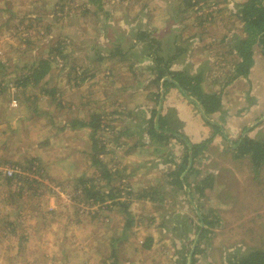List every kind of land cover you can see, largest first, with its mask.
I'll list each match as a JSON object with an SVG mask.
<instances>
[{
  "label": "rangeland",
  "instance_id": "374dc122",
  "mask_svg": "<svg viewBox=\"0 0 264 264\" xmlns=\"http://www.w3.org/2000/svg\"><path fill=\"white\" fill-rule=\"evenodd\" d=\"M55 1L67 7L58 9ZM184 1L0 0V264H229L232 254L264 247V165L256 172L245 156L235 167L236 182L214 174L213 164L209 176L202 168L199 179L189 173L192 185L217 186L200 195L196 191L191 200L181 176L173 173L180 164L173 162L175 168L169 165L167 171L157 165L185 157L187 147L174 155L159 143L175 136L147 132L154 91L161 90L163 79L153 81L149 58L142 57L133 70L128 58L108 57L113 35L129 40L144 29L161 37L178 35L187 48L172 68L201 75L205 91L225 88L230 106L246 109L248 123L239 114L224 115L237 129L235 140L247 132L260 137L264 100L254 109L252 100L240 99L249 82L230 85L240 58L232 42L247 36L238 5L247 0H200L176 14L180 4L186 8ZM38 5L48 15L39 13ZM49 23L52 27L45 29ZM199 34L205 37L194 39ZM24 37L32 40L28 47ZM63 41V61L39 86L24 84V73L38 56L53 57L51 44ZM256 52L264 56L260 46ZM256 71L264 72V61ZM44 87L58 90L52 97ZM95 108L106 110L107 126L94 131L73 123ZM226 151L228 158L235 156ZM97 152L103 167L95 161ZM204 156L197 159L198 167L207 163ZM9 170L28 178L8 180ZM109 170L122 197L94 202L79 187L81 179L93 178L95 189L105 192ZM144 190L149 194L138 197ZM118 199L126 203L114 205ZM198 201L204 209L215 208L219 218L201 237L206 224L193 207Z\"/></svg>",
  "mask_w": 264,
  "mask_h": 264
},
{
  "label": "trees",
  "instance_id": "16d2710c",
  "mask_svg": "<svg viewBox=\"0 0 264 264\" xmlns=\"http://www.w3.org/2000/svg\"><path fill=\"white\" fill-rule=\"evenodd\" d=\"M185 1L187 2V4ZM185 1L184 2L187 5L186 8H180V4L178 7H176V14H181L182 12L184 13V11H187L188 6H194L199 3L200 0ZM53 5L54 7H60L58 9H64L66 3L60 4L59 2L55 1ZM35 7H37V11L39 13L42 12L43 14L48 15L47 12H44L39 5ZM238 10L239 13H241L240 18L244 22V29L247 32V36H240L238 38H235V42H232V46H234V49L239 54L240 58L235 63V71L231 75L230 81H233L239 76L249 75L254 63L255 44L260 45L264 52V0H247L242 4V6L238 8ZM35 16L36 18H40L37 13ZM208 17V14H206V18ZM210 17L213 16L211 15ZM51 25L53 24H47L45 29L47 28L50 30ZM25 28L29 29L26 25ZM24 31L25 30L23 29L22 32ZM19 33L23 35L21 32ZM47 33L48 31H44L42 34L46 36ZM24 38L25 45L28 47L32 43V40L29 37ZM51 45L52 48L50 50V55H53V57L38 56V60L33 62V64L29 66V70L24 73V84L30 83L33 86H39L40 81H42L47 77V75L50 74L51 68L54 67L55 63L60 62V60L63 61L60 56L64 54L63 50L66 46L65 42H59L58 44L52 43ZM112 45L113 46L109 49L108 57L117 58L120 61L125 60L124 58H128L129 69L134 70L137 61H140L142 57L149 58L152 62L148 66V70L150 74H155L153 81L156 82L157 80L163 79L165 83H174L175 85L183 89L188 97H190L200 105L205 115L208 116L209 119H207L209 120V122H211L218 130H220L221 126L214 121H211L209 115H212L215 111H218L222 107V94L220 92H207L203 90V86L201 85V75H193L186 73V70H175L172 68L175 64V61L182 55L183 52H185L187 48L186 44H184L181 40L178 41V35L174 34L173 37H170L169 34L167 37H161L157 34H153L147 29H144L137 31L134 38L131 37L129 40H126L125 35L122 34L113 35ZM56 55H59V57H56ZM105 57H107V55H102L100 58ZM134 73L137 74L136 72ZM43 90L46 92V94H50L53 97L54 95L52 94H55L58 88L53 87L47 91V88L44 87ZM155 94H157V99L159 102L162 98L161 90H158L157 92H155ZM94 101L93 103H95ZM141 111L143 112V110ZM152 111V116L149 119L150 126L147 132H149L152 136L156 135L162 136L165 139H167V137L169 138V134L166 133L167 127L165 125V119L162 115H160V112H158L157 109H153ZM73 123L81 126H90L94 131H97L104 126H107L106 110H102L100 112L98 108H95L91 113L89 112L88 116L80 114V116H76L75 118H73ZM247 129L249 128L245 127V130ZM252 129L253 128H250L249 131ZM179 136H182V134H179ZM234 144L236 145L235 147H233L234 155L241 158L249 156L253 162L255 171L258 172V170L261 169V166L264 165V133L260 137L254 138L249 134V132H247L242 135L241 138L236 140ZM98 154L99 153L97 152L95 155V161L100 164L101 167H103L104 162L100 159ZM188 165L189 163L186 159L184 162H181L179 168L185 171L188 168ZM22 173L23 172H19L18 170L13 173H9V175L7 174V179L12 180L18 177L20 179L25 178L27 180V175ZM106 174L108 178V184H110V188L105 192H101L100 187L99 189H95L93 178L90 179L89 182L84 180V177H82L81 179L82 181L80 182L79 187L84 189L83 192L89 197H92L94 202H105L108 199H116L122 197L121 191H117L118 189H115L116 186L111 183L113 181L114 173L109 170L108 172H106ZM184 183L189 184L190 182L186 178L184 180ZM205 185L206 184L204 183V181L197 182L196 189L199 191V195L204 193ZM207 185L209 187H215L214 182H210V184L207 183ZM133 189L134 188L132 187L128 191V194H132ZM188 193L191 200L194 201V198H197V196L194 194L195 192L189 191ZM148 194L149 193L144 190L143 192H141V194L138 195V197H145ZM120 203L125 204L126 202L119 199L113 201L114 205ZM197 207L199 209L198 217L204 224H206V227H202V230L200 232L201 237L205 232H209L208 226L218 223L219 218L218 216L216 217V219L212 218L213 210L211 208L204 209L203 204L199 201L197 202ZM192 259L193 261H195V256L194 258L192 257ZM229 264H264V247L252 248L251 250H248L241 255L232 254L229 258Z\"/></svg>",
  "mask_w": 264,
  "mask_h": 264
},
{
  "label": "crops",
  "instance_id": "0c3cea01",
  "mask_svg": "<svg viewBox=\"0 0 264 264\" xmlns=\"http://www.w3.org/2000/svg\"><path fill=\"white\" fill-rule=\"evenodd\" d=\"M231 1L233 0H230V2ZM240 6H242V4L238 5V7ZM230 33H233L232 30ZM201 37H205V36H202V34H199V37H195L194 39L200 40ZM259 46L260 45H258L257 48L255 49V54H254L255 62H254L253 68H251L250 75L248 77L239 76L235 78L233 81H231V84H230L231 86H234L235 84L242 83V81L249 82L250 87L247 90L248 92H243L240 96V99L247 98L249 100H252V103H253L252 106L254 109H256L255 107L260 109L261 107L260 104L264 100V72L261 73V75H257L258 73L256 71V68L258 67V65L262 61H264V56L256 52ZM260 48L262 47L260 46ZM180 69H182V67ZM222 81H225V80L221 79L219 80V83H221ZM154 92H157V91L155 90ZM161 92H162L161 100L158 102V99H157L158 97H156V104H154L151 107V110L160 109V115L163 116L166 122L165 123L167 127L166 133H169V134L171 133L172 134L171 136H175V137H171V139L169 138V141L165 144L159 143V147H160L159 149H165L166 151L173 150L174 155L176 154L180 155L184 153L183 151L184 146L187 147V151H186V156L183 158L182 157L177 158L175 156L174 158L175 160L173 161L159 163V164L157 162V165L160 168V170L167 171V168H169V165H171V168L174 169L175 164L173 162H178L179 164H181L180 162L181 159H183L182 160L183 162L187 159L189 165L185 171L180 168L179 169L177 168L178 171L173 170V173L177 172L178 175L181 176L180 178L183 181L182 182L183 186L185 185L184 188L185 190H187V192L189 191L198 192V190L196 189L197 183L193 185L191 183L189 184L184 183V180L186 179V177H188V174L190 173L189 176L190 175L194 176L196 174V177H198L199 173L201 172L200 168H202L203 169L202 171L210 170V172L207 173V176H209L213 174V172L211 171L213 165L215 166L214 171H216L214 174L222 178L223 181L228 179L227 181L236 182L235 181L236 178L234 176L239 175V172L236 171L235 167L237 164H240L243 161L242 160L243 158H246V157L237 158L234 155H233L234 156L233 158L227 157L226 148H230L233 150V147L236 146L234 144L236 140L234 139L233 134H236L235 132H237V129L236 128L232 129L230 127V125L226 122L225 120L226 117L224 115L227 112L232 113V114H239L240 121L242 123H246L247 117H248L247 115H249L246 113V109H244L243 111L241 109L238 111L233 109L235 105L230 106L229 100L226 99L225 97V96H228L227 93L225 92V88L219 91V92H222L224 96V97L222 96L223 98L222 107L218 111H215L212 115H209L211 121H214L215 123L221 126L220 130H218L216 127L214 128L215 125L213 126V124L209 122L208 116L205 115L200 105L196 101L188 97L186 93L183 91V89H181L174 83H170V82L165 83L163 81ZM207 92H210V91H207ZM246 94H248L249 97H247ZM227 124L229 125V128H228L229 130L227 129L228 127ZM179 134H182V136H179ZM176 143H179V145ZM174 144L177 145V147L181 149H176L174 146L170 147V145L172 146ZM195 145H196V149H195ZM205 154H208L207 163L198 167L197 159L205 160V156H204ZM212 178L214 179V175L212 176ZM214 185L215 187H212L213 190L217 189L216 183H214ZM225 185L228 186L229 184L225 183ZM206 187H209V186L207 185ZM193 207L195 211L197 212V214H199V209L197 207V204H194ZM212 210H213V217H217L214 212L216 211L215 208H212Z\"/></svg>",
  "mask_w": 264,
  "mask_h": 264
},
{
  "label": "built area",
  "instance_id": "2783aa9c",
  "mask_svg": "<svg viewBox=\"0 0 264 264\" xmlns=\"http://www.w3.org/2000/svg\"><path fill=\"white\" fill-rule=\"evenodd\" d=\"M9 173H13V170H9Z\"/></svg>",
  "mask_w": 264,
  "mask_h": 264
},
{
  "label": "bare ground",
  "instance_id": "6f19581e",
  "mask_svg": "<svg viewBox=\"0 0 264 264\" xmlns=\"http://www.w3.org/2000/svg\"><path fill=\"white\" fill-rule=\"evenodd\" d=\"M175 149V148H174ZM176 151V150H175Z\"/></svg>",
  "mask_w": 264,
  "mask_h": 264
}]
</instances>
